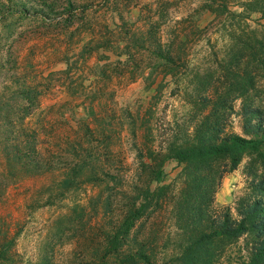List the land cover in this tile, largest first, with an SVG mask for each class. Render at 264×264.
I'll use <instances>...</instances> for the list:
<instances>
[{"label":"rangeland","instance_id":"374dc122","mask_svg":"<svg viewBox=\"0 0 264 264\" xmlns=\"http://www.w3.org/2000/svg\"><path fill=\"white\" fill-rule=\"evenodd\" d=\"M68 1L75 5L71 13L64 11ZM259 1L0 0V252L6 249L0 264L100 263L104 235L120 218V208L114 204V213L105 209L110 192L103 184L83 181L71 190L61 184L62 164L81 160L73 145H82V157L88 154L79 124L91 107L111 129L126 181L123 187L110 184L118 193L157 187L150 183L149 152L164 156L176 138L191 135L211 110H202L200 97L216 101L229 90L234 110L225 133L245 135L244 103L264 112ZM23 6L48 13L50 20L7 12ZM147 37H155L175 62L154 55ZM25 90L36 93L32 105L21 96ZM25 106L34 114L23 122ZM23 125L38 132L40 151L62 163L60 169L36 176L9 174L6 151ZM251 166L264 175L261 160L246 156L224 178L216 212L230 208L239 218L237 203L251 192ZM164 170L170 198L137 222L129 244L133 250L145 246L154 264H178L174 260L186 236L176 222L171 194L183 188L182 167L169 160ZM253 241L245 235L225 245L219 264L247 262Z\"/></svg>","mask_w":264,"mask_h":264},{"label":"trees","instance_id":"16d2710c","mask_svg":"<svg viewBox=\"0 0 264 264\" xmlns=\"http://www.w3.org/2000/svg\"><path fill=\"white\" fill-rule=\"evenodd\" d=\"M74 9V3L68 1L64 11L71 13ZM255 11L264 16V0L255 4ZM7 12L50 20L48 13L33 12L26 6L9 8ZM145 43H149L154 55L166 63L175 62L155 37L145 38ZM240 92L241 96L245 94L243 90ZM21 96L31 105L37 100L36 93L34 95L29 90H25ZM230 96L228 90L226 94L218 95L216 101L200 97L202 110L210 106L211 110L198 120L191 135L185 133L182 138H176L164 156L149 152L148 158L153 163L149 166L150 183L155 182L157 187L148 184L131 187L130 192L116 191V187H123L126 181L121 177L119 160L113 150L111 129L92 107L79 124V130L88 141L89 150L85 151L88 154L82 157L78 151V147L81 152L83 149L80 143L72 147L76 159L81 158L79 163L72 166L65 162L57 163L55 158H46L39 149L38 132L28 130L23 125L15 137V143L8 145L6 151L9 174L21 177L44 175L60 169L59 164H62L65 177L61 184L65 190H71L83 181L105 185L110 192L104 200L105 209L114 213V204H118L121 214L104 235L105 248L99 264H154L145 246L133 250L129 243L137 222L170 198L164 167L167 161L174 160L182 167L180 179L183 188L171 196L175 203L176 222L186 236L183 252L174 261L178 264H219L225 245L237 243L245 235H252L254 241L248 261L242 264H264V175L252 166L248 167L251 192L237 203L238 219L233 218L230 208L223 213L214 210L224 178L236 171L246 156L255 157L264 164V112L245 102L242 111L245 135L226 134V121L234 110ZM23 114L25 122L34 114V109L25 106ZM111 183L116 187L111 188ZM0 254L5 256L6 249L3 248ZM91 264H96V261Z\"/></svg>","mask_w":264,"mask_h":264}]
</instances>
